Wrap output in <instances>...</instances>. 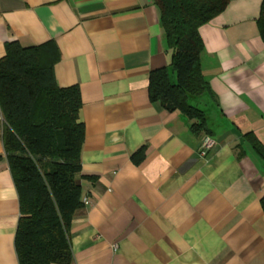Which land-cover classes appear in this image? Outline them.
<instances>
[{
  "label": "crops",
  "instance_id": "1",
  "mask_svg": "<svg viewBox=\"0 0 264 264\" xmlns=\"http://www.w3.org/2000/svg\"><path fill=\"white\" fill-rule=\"evenodd\" d=\"M262 0H229L201 27V71L211 93L189 97L206 130L148 95L169 64L151 0H0L5 44L52 41L60 87L76 85L84 139L81 200L69 264H264V44ZM0 264H18L19 202L2 145ZM215 145L204 156L201 140ZM88 177L93 178L92 180Z\"/></svg>",
  "mask_w": 264,
  "mask_h": 264
},
{
  "label": "trees",
  "instance_id": "2",
  "mask_svg": "<svg viewBox=\"0 0 264 264\" xmlns=\"http://www.w3.org/2000/svg\"><path fill=\"white\" fill-rule=\"evenodd\" d=\"M159 13L169 64L149 74L152 103L179 111L194 132L206 130L202 110L189 97L211 93L201 71V27L222 13L229 0H151ZM264 44V0L256 20ZM56 45L5 44L0 58L2 145L19 202L14 237L18 264H69V229L81 200L80 152L84 139L79 120L81 97L76 85L60 87L54 66ZM264 160V147L244 136ZM92 180L93 178L88 177ZM264 212V198L261 200Z\"/></svg>",
  "mask_w": 264,
  "mask_h": 264
},
{
  "label": "built area",
  "instance_id": "3",
  "mask_svg": "<svg viewBox=\"0 0 264 264\" xmlns=\"http://www.w3.org/2000/svg\"><path fill=\"white\" fill-rule=\"evenodd\" d=\"M215 145L214 140L209 135H204L201 140V145L199 149V154L204 156L210 149ZM87 203V200L84 201V205Z\"/></svg>",
  "mask_w": 264,
  "mask_h": 264
}]
</instances>
